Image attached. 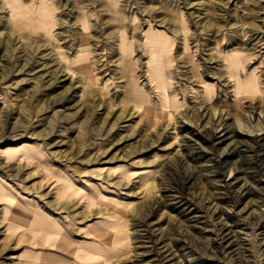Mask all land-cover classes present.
Wrapping results in <instances>:
<instances>
[{
  "label": "rangeland",
  "instance_id": "rangeland-1",
  "mask_svg": "<svg viewBox=\"0 0 264 264\" xmlns=\"http://www.w3.org/2000/svg\"><path fill=\"white\" fill-rule=\"evenodd\" d=\"M0 264H264V0H0Z\"/></svg>",
  "mask_w": 264,
  "mask_h": 264
}]
</instances>
